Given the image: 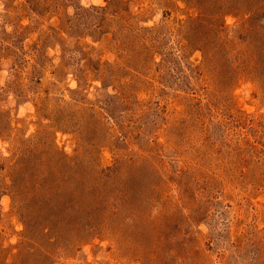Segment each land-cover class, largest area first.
Instances as JSON below:
<instances>
[{
    "label": "rangeland",
    "instance_id": "1",
    "mask_svg": "<svg viewBox=\"0 0 264 264\" xmlns=\"http://www.w3.org/2000/svg\"><path fill=\"white\" fill-rule=\"evenodd\" d=\"M0 264H264V0H0Z\"/></svg>",
    "mask_w": 264,
    "mask_h": 264
}]
</instances>
